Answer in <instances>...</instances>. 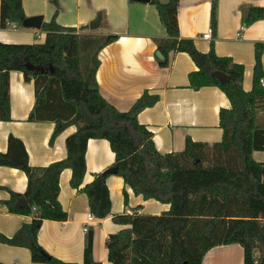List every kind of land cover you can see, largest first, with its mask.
Here are the masks:
<instances>
[{
  "label": "trees",
  "instance_id": "1",
  "mask_svg": "<svg viewBox=\"0 0 264 264\" xmlns=\"http://www.w3.org/2000/svg\"><path fill=\"white\" fill-rule=\"evenodd\" d=\"M151 3L167 34L157 41L158 47L163 51H184L194 61L201 60L199 68L188 73L190 86L215 85L229 99L230 107L219 110L221 139L207 143L187 137L182 150L160 153L152 132L137 118L142 109L158 101L157 93L144 91L125 111L108 102L96 83L97 54L116 35L87 37L51 20L41 26L47 33L42 43L0 41V120L10 119L9 72L19 70L26 81L34 79L35 83L30 120L39 118L37 110L47 104L53 84L58 102L71 110L66 117L54 118L50 141L67 126L76 127L65 138L66 156L47 166L29 165L24 144L9 135L7 150L0 151V165L24 171L27 185L23 194L11 191L5 203L9 212L33 217L11 237L0 233V242L28 248L34 262L76 264L48 253L39 244L37 232L44 219L67 218L58 201L60 173L70 168V185L80 188L86 172L87 141L103 138L109 142L114 153L112 165L117 167L116 174L124 184L144 199L169 204V209L160 214L124 212L112 216L114 222L127 225L106 239L107 258L112 264H202L208 250L229 244L242 247V264H264V161L253 158V151H264V119L259 120L264 111V89L258 85L259 77L264 75V43L255 44L252 86L246 91L242 87V64L218 56L212 44L208 52L202 53L191 38L179 37L178 0ZM215 5L216 0H212V23ZM261 17L264 7H251L244 24ZM24 18L21 0H0L1 28L11 23L22 27ZM26 64L42 66L44 71H31ZM212 71L226 73L229 80L218 81ZM107 176L104 171L96 173L81 188L88 198L90 213L97 218L111 214ZM22 196L27 200L26 207L16 205ZM124 202L127 204L125 191ZM91 241L89 235L83 264H101L92 257Z\"/></svg>",
  "mask_w": 264,
  "mask_h": 264
},
{
  "label": "crops",
  "instance_id": "2",
  "mask_svg": "<svg viewBox=\"0 0 264 264\" xmlns=\"http://www.w3.org/2000/svg\"><path fill=\"white\" fill-rule=\"evenodd\" d=\"M21 1L25 17L42 15L41 26L54 20L58 26L74 29L75 33L116 35V39L103 46L97 54L99 65L95 78L98 90L120 111L127 110L144 91L159 95L158 101L142 109L137 118L152 132V140L160 153L182 150L187 137L207 143L221 139L219 110L230 107L229 99L218 86H190L188 73L197 70L201 60L194 61L184 51H163L158 47L157 41L165 39L167 34L151 1ZM258 6L264 7V0H216L215 23H212V0H178L177 4L179 37L191 38L196 49L202 53L208 52L212 44L218 56L230 57L233 62L242 64V87L246 91L252 86L255 44L264 43V17L250 24H244V17L249 8ZM97 18L98 26L91 29L90 22ZM209 27L212 29L211 38H203V32ZM46 36L42 28L12 25L0 27L2 42L42 43ZM158 50L161 57L156 55ZM165 60L166 64H162ZM261 62L264 71V48ZM52 90L55 91V84ZM53 91L48 94L47 104L38 108L36 116L39 118L30 120L29 113L35 104L34 79L26 81L19 70L9 72L10 119L0 120L1 152L7 150L8 137L12 134L24 144L31 166H47L66 156L65 138L76 127L67 126L50 141L54 118L66 117L71 113L69 107L58 102L57 91V95ZM256 152L261 158L255 159L264 161V151L255 150L253 155ZM85 160L86 172L80 188L70 185V168L61 171L58 201L67 212V218L44 219L38 229L37 240L48 253L57 258L83 264V251L91 235L93 259L101 264H112L107 258L106 239L109 234L127 226L114 222L112 216L124 212L160 214L169 209V204L134 194L121 176L110 173L106 177V184L111 200V214L104 218L95 217L90 213L88 198L81 188L96 173L113 164L114 153L109 142L103 138H89ZM26 185L24 171L0 165V233L7 237H11L21 224L32 220V214L9 212L5 203L11 191L23 194ZM124 191L127 204L124 202ZM86 226L88 229L84 231ZM227 246L230 245H219L208 250L202 264H206V260L211 262L218 253L216 250ZM0 262L52 264L34 262L28 248L2 242Z\"/></svg>",
  "mask_w": 264,
  "mask_h": 264
},
{
  "label": "water",
  "instance_id": "3",
  "mask_svg": "<svg viewBox=\"0 0 264 264\" xmlns=\"http://www.w3.org/2000/svg\"><path fill=\"white\" fill-rule=\"evenodd\" d=\"M137 1H143V2H148L151 0H137ZM42 15H34V16H28L25 17L22 21V24L24 27H33L36 29H40L41 28V23H42ZM99 24V18L95 19L94 21H91L89 24V27L91 29H94L95 27H97ZM156 55H158L159 57L162 56L161 52L158 50L156 52ZM26 68L31 70V71H44L42 66H35L33 64H26ZM50 71H53V68H50ZM211 75L215 78L218 79V81L224 83L226 81L229 80V76L222 72V71H212ZM92 87V86H91ZM105 173L110 174V173H116L117 172V167L115 165H111L110 167H108L107 169L104 170ZM27 200L25 197H20L17 199L16 201V205L19 207H26L27 206Z\"/></svg>",
  "mask_w": 264,
  "mask_h": 264
},
{
  "label": "rangeland",
  "instance_id": "4",
  "mask_svg": "<svg viewBox=\"0 0 264 264\" xmlns=\"http://www.w3.org/2000/svg\"><path fill=\"white\" fill-rule=\"evenodd\" d=\"M87 37H103L100 34H84ZM94 50V46L93 48L89 49L90 53L89 56H91V54L93 53ZM122 108V107H120ZM261 119H264V111H261V113L259 114ZM254 159L257 158H261L259 157V154H257V152L253 155ZM256 160V159H255ZM230 246H227L226 248L222 249V250H216V256L213 260H211V262H208L209 264H241L242 261V248L240 245L238 244H229ZM223 251V252H222ZM239 253V254H238ZM240 260V263H238Z\"/></svg>",
  "mask_w": 264,
  "mask_h": 264
},
{
  "label": "built area",
  "instance_id": "5",
  "mask_svg": "<svg viewBox=\"0 0 264 264\" xmlns=\"http://www.w3.org/2000/svg\"><path fill=\"white\" fill-rule=\"evenodd\" d=\"M12 26H15L13 23H11ZM212 34V29L209 27L205 32H203L202 37L206 39H210ZM258 85L264 89V75L260 76L258 79ZM91 218V217H89ZM88 227H84V231H86Z\"/></svg>",
  "mask_w": 264,
  "mask_h": 264
},
{
  "label": "bare ground",
  "instance_id": "6",
  "mask_svg": "<svg viewBox=\"0 0 264 264\" xmlns=\"http://www.w3.org/2000/svg\"><path fill=\"white\" fill-rule=\"evenodd\" d=\"M211 255V253L209 254V256ZM209 258V257H208ZM206 264H207V260H206Z\"/></svg>",
  "mask_w": 264,
  "mask_h": 264
}]
</instances>
